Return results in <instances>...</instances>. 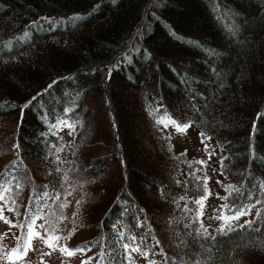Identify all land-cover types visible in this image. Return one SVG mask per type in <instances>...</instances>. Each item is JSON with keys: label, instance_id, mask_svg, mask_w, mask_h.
Returning <instances> with one entry per match:
<instances>
[{"label": "trees", "instance_id": "16d2710c", "mask_svg": "<svg viewBox=\"0 0 264 264\" xmlns=\"http://www.w3.org/2000/svg\"><path fill=\"white\" fill-rule=\"evenodd\" d=\"M0 179L11 256L264 264V0H0Z\"/></svg>", "mask_w": 264, "mask_h": 264}, {"label": "rangeland", "instance_id": "374dc122", "mask_svg": "<svg viewBox=\"0 0 264 264\" xmlns=\"http://www.w3.org/2000/svg\"><path fill=\"white\" fill-rule=\"evenodd\" d=\"M164 129L171 136L176 150L186 149L193 154L200 149L198 135L191 128L179 132L175 126L165 124ZM217 195H219V191L211 185V191L205 201L202 215L204 225L208 229L211 228L210 225L218 223L222 211V202L220 196L217 197ZM0 217H2L0 218V264H77L74 259L59 249V245L49 248L44 245L43 240L38 236L31 239V246L27 249L25 255L21 257L11 256L10 251L14 246L17 235L5 222V214L0 212Z\"/></svg>", "mask_w": 264, "mask_h": 264}, {"label": "snow or ice", "instance_id": "6c2138e0", "mask_svg": "<svg viewBox=\"0 0 264 264\" xmlns=\"http://www.w3.org/2000/svg\"><path fill=\"white\" fill-rule=\"evenodd\" d=\"M160 122H162V121H158V123H160ZM169 122L175 123V121H172L170 118H169ZM177 128H178V130H184L183 128H180V126H177ZM7 175H8V173L6 172L5 176H7ZM13 179H14V177H13ZM10 183H11L10 180L6 181L4 179H0V200L5 199V193H7L10 190V188H9ZM17 187H19V185H17ZM44 195H47V193H45ZM57 199H59L58 196H57ZM30 203H34V202H30ZM196 203L201 205V209L203 208V198L199 201H196ZM62 206H65V205H62ZM246 214H247V210H246L245 206L242 205L241 208L234 210V214L231 218L238 219L240 216H243ZM29 215L31 216V214H29ZM0 218H2V217H0ZM39 218H41V217H40V212L38 210L36 213V216L31 219V223L27 225L29 231H28V244L25 246V253H26L27 249L31 246V239L35 236H39V233L35 231V219H39ZM221 218L224 219L225 222H227V220L229 219V217H226V216L221 217ZM12 226H15V225H12ZM20 227H25V225H20ZM41 227H43V225H41ZM46 232H47V230H46ZM59 239H61V237L48 234V238L45 240V243L49 248H54V247H56L54 241H58ZM124 247H125V249H128L129 245L125 244ZM60 250L64 253H66L68 256H72L75 254V252L83 251L84 249L78 248L75 250H71V249L64 247V248H61ZM138 250H139L138 248L133 249V251H138ZM15 253L18 255L22 254L20 252V248H17L15 250Z\"/></svg>", "mask_w": 264, "mask_h": 264}]
</instances>
